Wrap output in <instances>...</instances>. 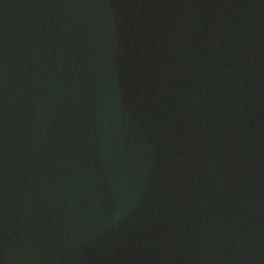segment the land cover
Segmentation results:
<instances>
[{
  "label": "water",
  "instance_id": "water-1",
  "mask_svg": "<svg viewBox=\"0 0 264 264\" xmlns=\"http://www.w3.org/2000/svg\"><path fill=\"white\" fill-rule=\"evenodd\" d=\"M0 264H264V0H0Z\"/></svg>",
  "mask_w": 264,
  "mask_h": 264
}]
</instances>
